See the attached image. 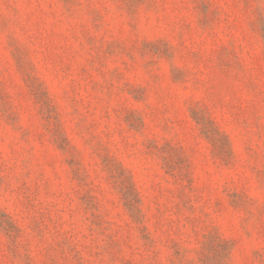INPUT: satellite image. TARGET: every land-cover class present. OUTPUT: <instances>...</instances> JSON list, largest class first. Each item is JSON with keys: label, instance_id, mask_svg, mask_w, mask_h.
<instances>
[{"label": "rangeland", "instance_id": "obj_1", "mask_svg": "<svg viewBox=\"0 0 264 264\" xmlns=\"http://www.w3.org/2000/svg\"><path fill=\"white\" fill-rule=\"evenodd\" d=\"M0 264H264V0H0Z\"/></svg>", "mask_w": 264, "mask_h": 264}]
</instances>
